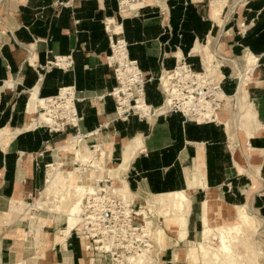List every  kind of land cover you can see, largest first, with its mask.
<instances>
[{
	"label": "crops",
	"instance_id": "0c3cea01",
	"mask_svg": "<svg viewBox=\"0 0 264 264\" xmlns=\"http://www.w3.org/2000/svg\"><path fill=\"white\" fill-rule=\"evenodd\" d=\"M227 1L124 0L120 14L118 0H0V130L22 127L31 91L46 97L55 95L59 87L73 85L75 107L82 115L78 132L83 136L79 141L90 150L97 145V155L100 149L104 152L97 159L98 165L103 164L102 170L88 166L83 183L87 184L97 171L98 178L107 176L111 182L113 178L123 179L137 202L149 195L185 191L192 200L191 209L193 203L206 197L205 185L222 198L219 205L212 203L210 217L233 222L236 209L231 206H246L241 204L242 187L247 184L242 174L256 168V179L262 181L259 179L255 189L251 181L246 192L247 196L260 192L254 197V210L264 216V0H241L234 12L228 10ZM106 18H112L121 28L129 57L149 79L145 101L153 106L163 101L156 81L160 72L171 69L180 59L200 70L204 47L212 45L214 39L219 38L225 50L234 55L252 53L257 60L254 83L244 98L250 97L244 111L252 107L256 118L244 128L253 148L254 167L236 165L228 129L221 121L197 122L179 112L148 119L136 115L114 119L115 103L108 93L116 80L104 61L110 52L103 25ZM53 55H71L72 67L45 68V61ZM222 86L230 93L233 82L223 79ZM74 135L71 127L49 131L36 126L1 136L0 264L28 258L35 259L32 264H88L91 253L77 235L70 232L56 239L55 233L50 240L52 233L47 231L41 237V249L28 251L22 237L21 214L12 221L1 220L12 200L25 201L42 192L48 170L45 165L54 163L58 145ZM70 157L71 153L61 157L66 167L80 164L71 162ZM190 217L191 211L188 240L193 233ZM51 221L46 227L56 230L59 224ZM150 224L156 236L158 226L152 218ZM172 239L169 247L176 249L172 264H183L177 254L183 247L181 242L176 244L171 237L164 247ZM165 254L167 249L162 259ZM97 261L93 258L89 264H104Z\"/></svg>",
	"mask_w": 264,
	"mask_h": 264
},
{
	"label": "bare ground",
	"instance_id": "6f19581e",
	"mask_svg": "<svg viewBox=\"0 0 264 264\" xmlns=\"http://www.w3.org/2000/svg\"><path fill=\"white\" fill-rule=\"evenodd\" d=\"M124 0H122L123 2ZM220 51H226V46L223 44L220 45ZM211 45L204 47L203 55V67L205 71L212 73L215 76L221 77V72L216 68L217 65L214 61H217L214 57L215 51H211ZM228 52V50H227ZM255 57L252 53H246L242 56L238 74H241V77L238 81V84L235 88L234 93L231 96H236L237 99L246 97L247 90L250 85L254 83V71H255ZM217 95L220 99H230L231 96L224 93L222 89L217 92ZM40 102V97L37 96L35 91H31L27 97L24 108V123L22 127L15 130L8 128H3L0 130V135H14L22 130L32 129L42 123H48L49 119L42 110L38 109V104ZM240 120L243 117L246 124H250L252 121H255V111L252 107H249L244 111L243 116H239ZM217 118L221 121V118H225L223 110L217 113ZM239 118L235 117L234 123H230L227 126L228 131L232 132L238 128ZM75 135L69 140L60 143L57 147L54 163L49 164V168L46 174V181L44 183L43 192L45 197L51 195L53 197V202H47V200L40 193L39 195L33 198L31 203H27L23 200H12L9 205L8 210L1 217L2 222L12 221L15 216L22 214L23 212H28V224H29V239H27V248H33L35 244L37 248L40 244H43L42 236H45L48 233L45 230L41 231L43 226H48L49 221L54 216L55 213L62 214V210H65L64 218L66 220V225L62 229H58L56 232V239H61L66 237L71 231L76 229L79 226V222L82 220V211H83V198L87 192L95 190V183L98 179V171L95 175H91L87 184L83 185V174L88 171V166L92 165L96 169L102 170V166L98 165L104 152L100 149L99 154L97 155V148L88 149L86 145L80 143L81 137ZM243 141L242 148L244 153H246V167L251 166L253 163V148L249 145L248 142V132L247 130L243 131ZM87 155L85 156V154ZM233 152L236 154V149H233ZM67 153H71L69 158L72 162H79L80 164L76 166H69L68 168L64 165L61 157H65ZM65 159V158H64ZM238 159L235 163L240 165L241 157L238 156ZM67 160V159H66ZM126 158L124 159V161ZM255 160V157H254ZM68 161V160H67ZM97 165V166H96ZM240 167V166H239ZM242 167V168H241ZM241 171H245L246 168L241 166ZM91 168V167H90ZM104 168V167H103ZM200 168V167H199ZM93 169V168H92ZM198 169V168H197ZM252 179H253V188H257V179L259 171L254 168L252 170ZM112 179V178H111ZM199 183L203 184L202 177L199 175ZM112 187L120 192L124 197H135V195L129 191L126 182L123 179L113 178ZM206 188V197L200 201V216L199 220L201 223V230L199 231V240L189 241L187 239V221L188 216L191 211L192 200L188 193L185 191H175L164 194H154L143 197L144 203L153 209L147 210V213H155L163 216V227L159 228L156 231L157 242L161 238L162 230L167 229L169 236L175 238V243H184L186 244L185 253L182 255L184 260L183 264H250L247 262L248 255L252 254L257 258L256 252L249 250V242L251 239V233L253 234L257 228L258 222L256 217L253 216V212H248L245 206L234 205L231 206L232 210L236 209V214L233 216V222H224L219 219L211 218L209 213L213 211V204L219 205L222 202V198L218 196L213 190H210L207 186ZM72 192L71 197L74 199L70 200L67 197V192ZM136 198V197H135ZM213 203V204H212ZM155 207V209H154ZM63 208V209H62ZM143 207H141L140 213L143 215L147 224L151 227V217H147L143 212ZM157 209V210H156ZM43 211L45 213L39 218L36 216L35 211ZM156 211V212H155ZM152 216V215H151ZM155 216V215H154ZM27 217V216H26ZM214 221L215 225L212 227L211 222ZM247 228V229H246ZM152 229V228H151ZM247 230L249 232H247ZM153 231V230H152ZM160 235V236H159ZM42 237V238H41ZM198 239V238H197ZM218 241L217 244H213V241ZM156 242V241H155ZM156 242V258L149 254L141 253L137 256H129L131 264H159L164 253L163 244ZM241 245L245 247L242 251L238 249V246ZM251 247V246H250ZM92 257V255H91ZM89 258V261H93V258ZM177 259V257H176ZM31 259H21L17 262H12L11 264H30ZM86 261V260H85ZM254 259L251 260L255 264ZM85 264V263H84Z\"/></svg>",
	"mask_w": 264,
	"mask_h": 264
},
{
	"label": "built area",
	"instance_id": "2783aa9c",
	"mask_svg": "<svg viewBox=\"0 0 264 264\" xmlns=\"http://www.w3.org/2000/svg\"><path fill=\"white\" fill-rule=\"evenodd\" d=\"M121 2L118 0L120 14ZM103 25L110 47L104 61L116 80L108 93L114 99L115 120H126L130 115L148 119L179 112L197 122L219 121L217 113L225 102L217 95L225 78L221 72L222 63L216 66L222 73L221 77L205 71L203 65L200 70H194L184 59L176 62L171 69L162 70L156 81L163 101L153 106L145 101V83L149 79L140 70L137 61L129 57L121 28L112 18L104 19ZM72 64L71 55H53L45 61L44 67L68 69ZM75 101L73 85L59 87L55 95L40 97L38 109L45 113L49 122L38 126H45L49 131H63L71 127L75 129V136L82 137L78 132L82 115L77 111ZM91 148L94 149L95 144ZM48 166L46 164L45 169ZM141 207L135 197H124L113 189L109 177H100L95 183V190L85 194L82 220L71 233L77 235L92 257L99 254L109 264H131L129 256L141 253L154 259L156 242L151 227L140 213ZM154 223L162 224L160 217Z\"/></svg>",
	"mask_w": 264,
	"mask_h": 264
},
{
	"label": "rangeland",
	"instance_id": "374dc122",
	"mask_svg": "<svg viewBox=\"0 0 264 264\" xmlns=\"http://www.w3.org/2000/svg\"><path fill=\"white\" fill-rule=\"evenodd\" d=\"M223 1L225 2L226 0H223ZM240 1L241 0H228L227 3H226L228 10L230 12H234L235 8L237 7V5H238V3ZM220 45H221L220 39L219 38L214 39L213 44L211 45V49H212L211 51H215L214 57H215V59L217 58L216 59L217 61H214V62L216 64H219V63L223 64L221 72L225 75L224 79L229 78V80H231L233 82V89H232V91L230 93H228V92H226L224 90L227 95L231 96L234 93L235 88H236V86L238 84V81H239V79L241 77V74H238V71L241 69L240 62H241L242 56L245 55V53L241 52L239 54H235L234 55V54H232L230 52H227V51L221 52L220 49H219ZM221 88L225 89V87L222 86V84H221ZM244 98L245 97L241 96L240 99H237L236 96H231L230 99H228V100L225 99V102L223 103V106L221 108V111L223 110V112H224L225 118H221V123L222 124L224 123V125L226 124L225 126L227 127L228 124L235 122V121H233L235 119V117L239 118V120L236 121V124L238 123V125H237L238 128H236L232 132L228 131L229 132L228 136L230 138V144L232 145L233 157L235 158V160H236V158H237V160H239L238 156L240 155V157H241V160H240L241 164L240 165H245L246 166V164H247L246 163V153H244L243 148H242V141L244 139L243 138V131L246 130V129L244 128L245 127L244 126L245 125L244 118L242 117L241 120H240L239 116L243 115L244 108H245L244 104L248 100V98H250V97L248 96L246 99H244ZM217 123H220V122H217ZM1 136L2 135H0V138H1ZM233 149H236V154L233 152ZM252 153H254V152L252 151ZM252 163H253L252 165L254 167V164L256 163V160L254 161V159H253ZM65 166H67V165H65ZM72 166H76V165H72ZM253 167H251V169ZM247 170L246 171L250 175V179H249L248 174H245V173L242 174V175H244V177H246L247 184H245V186L242 187V191L243 192H242V203L241 204H244V203L246 204V206H245L246 210L249 213L253 212L252 215L256 217V220L258 222L256 230L254 231L253 234L251 233V235H250L251 239H250V242H249V250H252L253 252H256V254H258V255H257V258H256L252 254H249L247 262L250 263V264H253L251 262V260L254 259V260H256L255 264H264V216H262L258 210L257 211L254 210V208H255L254 197L257 196V193L259 194L260 192L253 193L252 196H250V195L247 196V192L246 191H247V188L249 189L248 185L251 184V181L253 182V179H252V176H253L252 174L253 173H252V171L249 172L250 169H247ZM259 179L260 178H258V181H259ZM258 181H257V184H258ZM260 181H262V179H260ZM83 185H85V183H83ZM42 192H41L42 196L47 200V202H50V204H51L53 202V197L49 194V195H47V198H46L45 197L46 196L45 193H42ZM71 195H72L71 191L67 192V197L70 198V200L74 199V197H71ZM34 197L35 196H33V197L29 198V199H26L25 202L31 203L33 201ZM148 197L150 198V196H148ZM140 203L143 205V209L142 210H143L144 214H146L148 218L150 216L152 218L153 222H154V220H156L159 217H160L161 221H163V216H161L159 214H155V213L151 214V212L147 213V210L153 209V208H149L144 203V200L140 201ZM154 209H155V207H154ZM199 212H200L199 203H193L192 209H191V217H190L191 218L190 228H192L193 233L190 234V236H189V240L190 241L191 240H195V239L199 240L198 235H199V231L201 230V223L199 222ZM27 213L28 212H23L20 215V219H21L20 221H22L23 228H24L23 232H22V237H23V239H25L26 247L28 245L27 244V239H29L28 237H26V235H27V233L29 231V224H28V220L29 219H28V214ZM35 213H36V216L38 218H39V216H42V215L45 214V213H43V211H39V210L35 211ZM262 214H264V213H262ZM64 215H65V210H62V214L55 213L54 216L51 218L52 221H54L55 224H57V223L59 224L58 227H56L57 228L56 230H55L54 227L52 228V227L43 226L41 228V231L45 230V231H49V232L52 233L50 240L54 237V234L57 232L58 229H62L66 225V220L64 218ZM211 224H212V227H214L215 224H213L212 222H211ZM157 226H158L157 227L158 229L159 228H161V229L164 228L163 227V223L160 224V225H157ZM247 232H249V231L247 230ZM73 234H75V233H73ZM162 234L163 235L161 236V238H159L158 242H157V238H156L154 232H153V236H154L153 238H154V241H156L157 243L163 244V247H164L166 239H170L171 236H169V234L167 233V229L162 230ZM173 241L174 240L172 239L169 242V244L167 245V247L166 248L164 247V250L167 249V254H165V257H163L162 261H159L157 263H159V264H172V260L174 258L173 253H175L176 249L173 250V248L169 247V246L171 245V243H173ZM217 243H218L217 240H215V242L213 241V244H217ZM181 245H183V247H180L178 249L177 254H178L179 259L183 260L182 259L183 258L182 255L185 253V249L187 247H186V244H184V243H182ZM168 247H169V249H168ZM33 248L35 250L41 249V248H37V246L35 244L33 245ZM238 249L242 251L243 249H245V247L239 245ZM30 250L31 249L29 248L28 251H30ZM33 255L37 256L34 253H33ZM93 258L96 261L98 259L99 260H103L102 257L99 254H94ZM31 260H35V259L32 258ZM103 262H104V264H109L107 260H103ZM183 262H184V260H183ZM32 263L33 262L31 261L30 264H32Z\"/></svg>",
	"mask_w": 264,
	"mask_h": 264
}]
</instances>
